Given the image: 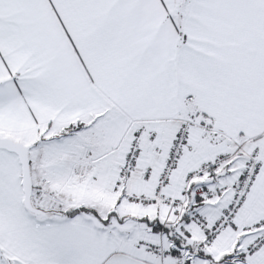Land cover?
<instances>
[{
	"label": "snow or ice",
	"instance_id": "obj_1",
	"mask_svg": "<svg viewBox=\"0 0 264 264\" xmlns=\"http://www.w3.org/2000/svg\"><path fill=\"white\" fill-rule=\"evenodd\" d=\"M0 264H264V0H0Z\"/></svg>",
	"mask_w": 264,
	"mask_h": 264
}]
</instances>
